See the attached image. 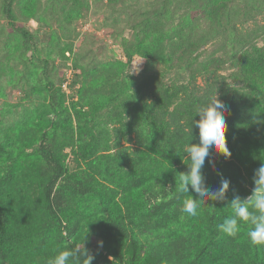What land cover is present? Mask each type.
Returning a JSON list of instances; mask_svg holds the SVG:
<instances>
[{
    "label": "trees",
    "instance_id": "obj_1",
    "mask_svg": "<svg viewBox=\"0 0 264 264\" xmlns=\"http://www.w3.org/2000/svg\"><path fill=\"white\" fill-rule=\"evenodd\" d=\"M87 1L47 0L42 8L41 0H0L11 28L4 30V58L22 62L21 69L10 65L27 92L39 97L21 103L12 121L0 122V264H48L76 246L93 255L91 264H264V245L250 241L249 225L241 223L236 237L218 228L233 215L230 201L252 193L254 173L264 164V26L240 32L230 14L235 0H186L170 26L175 9L165 0L131 25L132 37L123 38L126 60L93 55L83 62L84 54L77 55L65 89L69 78L54 49L42 54L19 18L47 9L40 19L63 59L74 40L62 44L59 30L83 16ZM194 3L198 12H192ZM251 5L250 11H264V0ZM221 27L229 56L200 60ZM135 56L144 67L127 73ZM226 61L237 68L229 75L221 72ZM171 71L178 82L165 81ZM215 98L228 109L231 157L213 150L215 168L206 164L204 175L211 189L220 187V174L230 187L225 200L205 198L198 214L188 216L183 201L200 198L191 186L190 193L176 191L190 163L183 148L199 144L196 111ZM13 106L4 103L2 114H14Z\"/></svg>",
    "mask_w": 264,
    "mask_h": 264
},
{
    "label": "rangeland",
    "instance_id": "obj_2",
    "mask_svg": "<svg viewBox=\"0 0 264 264\" xmlns=\"http://www.w3.org/2000/svg\"><path fill=\"white\" fill-rule=\"evenodd\" d=\"M195 1L200 2L203 0ZM164 3L165 0H119L114 2V4H111L110 0H88L83 11V16L71 27L64 26L62 30H59L62 44L74 40L73 50L66 51V58L63 59L59 55H56L57 48H55L54 44L57 40L52 39L50 35L52 31L40 19L41 12L48 11L47 9H41L42 11H39L38 16L33 18L24 19V17L20 16L19 21L36 35L39 48L43 51L42 54L54 49L56 64L60 66V71L65 73V78H69L68 84H70L76 72L74 63L77 55L84 54V57H81L83 62L92 59L91 56L93 55L99 61L126 60L123 38L132 37L131 25L136 23V20L144 11L154 9L156 6L157 8H161ZM46 4L47 0H41L42 8H46ZM187 4L188 1L186 0H172L171 7L175 9V12L173 13L174 19L171 20L170 26L176 25L181 17L182 11L187 8ZM197 6L194 3V10L192 12L199 11ZM230 6L231 16L234 19L237 16L235 22L240 32L247 33L255 26L258 28L264 26V11H250L252 8L251 0H235ZM249 16H253V18L250 19ZM235 22L233 20V24ZM55 27H57L56 24ZM4 30L10 31L11 28L7 26L6 19L0 14V65L10 62L8 63L9 65L11 64L14 68L21 69L23 68L22 62L6 60L4 58V40L8 35ZM121 32L122 39L120 38ZM252 38L257 43H262L259 35H254ZM230 47L231 45L227 43L225 27H221L217 33L212 35L207 45L200 50V60H206L214 56L226 58L231 52L229 50ZM11 65L5 71H0V91L2 90L0 93V122H9L18 117L20 115L18 111L22 109L20 106L21 103L30 105L33 102L39 101V97L36 94L27 92L25 83L18 79V74L14 72ZM143 67V60L135 56L127 69V73L138 74ZM236 69L230 61H226L222 66L221 72L229 75ZM165 81L172 83L178 82L179 79L177 74L171 71L165 76ZM31 85H28L27 88H30ZM238 86H242V83H238ZM69 89L66 91L67 94L71 92V89ZM4 103L14 105L15 113L2 114ZM16 106L18 107L16 108Z\"/></svg>",
    "mask_w": 264,
    "mask_h": 264
},
{
    "label": "clouds",
    "instance_id": "obj_3",
    "mask_svg": "<svg viewBox=\"0 0 264 264\" xmlns=\"http://www.w3.org/2000/svg\"><path fill=\"white\" fill-rule=\"evenodd\" d=\"M228 111L226 106L219 98L212 99L208 104L197 109L200 119L194 121L199 129V144L187 143L183 148V153L190 161L188 171L181 172L178 178L176 191L178 194L190 193L191 190L196 193V197L188 198L183 201L182 211L188 216H196L200 203L206 198L212 201H223L226 199V193L230 187V180L221 175L220 187L211 189L206 185L204 168L206 164L215 165L211 159L213 150L225 159L231 157V152L227 146L226 132L227 123L225 114ZM253 181L255 184L252 193L246 198L241 199L235 196L229 203L233 215L226 217L218 228L224 234L230 237H236L241 231V223L249 225L248 237L254 245H264V164H262L254 173ZM102 246V241L98 242ZM83 258L82 264H91L94 259L85 247L76 246L60 251L48 264H71L75 261L79 264L80 258Z\"/></svg>",
    "mask_w": 264,
    "mask_h": 264
},
{
    "label": "built area",
    "instance_id": "obj_4",
    "mask_svg": "<svg viewBox=\"0 0 264 264\" xmlns=\"http://www.w3.org/2000/svg\"><path fill=\"white\" fill-rule=\"evenodd\" d=\"M68 83H69V80L67 79L66 82L64 83V88L67 89L68 88Z\"/></svg>",
    "mask_w": 264,
    "mask_h": 264
}]
</instances>
